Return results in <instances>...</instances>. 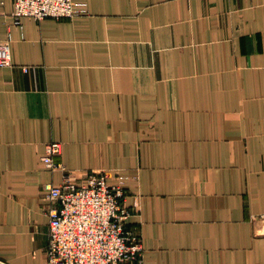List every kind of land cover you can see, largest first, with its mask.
Masks as SVG:
<instances>
[{
    "label": "crops",
    "instance_id": "0c3cea01",
    "mask_svg": "<svg viewBox=\"0 0 264 264\" xmlns=\"http://www.w3.org/2000/svg\"><path fill=\"white\" fill-rule=\"evenodd\" d=\"M72 3L0 0V264H46L49 141L73 179L124 176L142 264H264V0Z\"/></svg>",
    "mask_w": 264,
    "mask_h": 264
},
{
    "label": "built area",
    "instance_id": "2783aa9c",
    "mask_svg": "<svg viewBox=\"0 0 264 264\" xmlns=\"http://www.w3.org/2000/svg\"><path fill=\"white\" fill-rule=\"evenodd\" d=\"M12 2L15 20L23 16L36 20L71 18L82 11L72 0ZM11 61L9 40L0 41V66L10 65ZM60 151L59 141H49L41 156L47 169L63 174L59 183L44 184L52 202L47 210L46 264H142L140 235L127 226L130 211L124 204V176L101 169L73 179L57 159ZM252 219L264 227V213L253 215Z\"/></svg>",
    "mask_w": 264,
    "mask_h": 264
}]
</instances>
